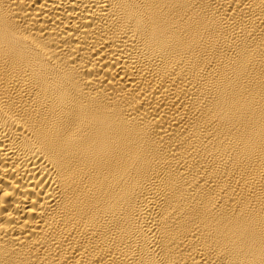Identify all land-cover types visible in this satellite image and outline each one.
Returning a JSON list of instances; mask_svg holds the SVG:
<instances>
[{"label": "bare ground", "instance_id": "bare-ground-1", "mask_svg": "<svg viewBox=\"0 0 264 264\" xmlns=\"http://www.w3.org/2000/svg\"><path fill=\"white\" fill-rule=\"evenodd\" d=\"M0 264H264V0H0Z\"/></svg>", "mask_w": 264, "mask_h": 264}]
</instances>
